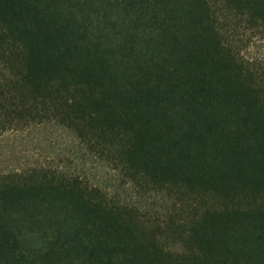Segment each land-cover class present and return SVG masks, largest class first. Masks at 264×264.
I'll use <instances>...</instances> for the list:
<instances>
[{"label": "trees", "instance_id": "obj_1", "mask_svg": "<svg viewBox=\"0 0 264 264\" xmlns=\"http://www.w3.org/2000/svg\"><path fill=\"white\" fill-rule=\"evenodd\" d=\"M256 43L264 0H0V142L55 124L165 205L0 169V264H264Z\"/></svg>", "mask_w": 264, "mask_h": 264}, {"label": "rangeland", "instance_id": "obj_2", "mask_svg": "<svg viewBox=\"0 0 264 264\" xmlns=\"http://www.w3.org/2000/svg\"><path fill=\"white\" fill-rule=\"evenodd\" d=\"M246 55L264 60V45L254 44ZM38 162H61L66 170L141 208L165 206L154 196L140 197L130 185L123 184L116 171L87 154L69 131L55 124L37 125L23 132L11 133L0 142V169L19 168Z\"/></svg>", "mask_w": 264, "mask_h": 264}]
</instances>
